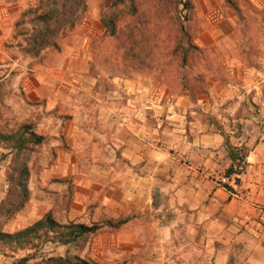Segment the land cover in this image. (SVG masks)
Segmentation results:
<instances>
[{
	"label": "rangeland",
	"instance_id": "374dc122",
	"mask_svg": "<svg viewBox=\"0 0 264 264\" xmlns=\"http://www.w3.org/2000/svg\"><path fill=\"white\" fill-rule=\"evenodd\" d=\"M24 1L25 10L39 4V0ZM137 1L143 5L139 4L137 16H132L128 6L113 9L112 0H85L81 19L57 40L58 49H45L37 56L27 55L21 50L24 41L19 35L13 38L8 50L16 65L11 81L6 85L0 83L1 125L5 131H12L22 123L32 122L46 141L31 157L28 202L11 218L0 217V229L9 233L17 231L48 212L63 224L73 221L103 226L85 242L80 240L70 246L45 244L35 253L32 262L41 257L70 255L110 264L106 263L110 260L108 236L117 230L110 229L109 220L157 219L154 211L151 214L131 211L110 219L109 212L101 210L99 197L81 185L87 165L83 154L91 149L86 147L87 137L89 140L96 132L95 108L117 102L124 104L127 98L124 87L131 84L135 93L150 97L160 92L162 101L165 97L168 99L162 126L169 128L170 118L177 121L181 117L189 122L193 117L204 118V100L217 85L242 86L241 77L255 70V75L262 74L264 78L261 67L264 63V0H192V11L183 25L197 50L191 52L185 64L176 55L165 54L176 36L169 20L171 12L162 11L157 15L148 0ZM113 12L118 14L117 33L110 35L102 19L108 20ZM130 22L138 23L139 30L134 32V39L139 40L136 45L127 38ZM33 75L38 82L32 81ZM33 87L43 95L42 99H35ZM15 91L35 110L30 113L11 110L8 103L13 100ZM68 95L69 99L64 98ZM181 97H186L188 104L185 110L178 112L175 109ZM48 98H53L54 107L47 110ZM249 99L250 106H264V83L260 84L257 103ZM63 106L69 108L67 113H62ZM86 110L91 120L89 125L85 120ZM67 124H84L77 133L72 132L74 127H71V132L76 134L74 141H67L62 134ZM6 165L7 161L0 159L4 174ZM6 188L5 177V192ZM138 229L147 230L141 226ZM32 253L34 250H21L5 257L13 258V263ZM99 258L102 262L97 260Z\"/></svg>",
	"mask_w": 264,
	"mask_h": 264
},
{
	"label": "crops",
	"instance_id": "0c3cea01",
	"mask_svg": "<svg viewBox=\"0 0 264 264\" xmlns=\"http://www.w3.org/2000/svg\"><path fill=\"white\" fill-rule=\"evenodd\" d=\"M25 8L24 0H0L4 85L13 76L16 64L8 50ZM255 72L241 77L242 86L223 83L211 90L204 100V118L193 117L190 122L170 118L169 128L162 126L168 99L162 101L160 92L150 97L135 93L131 84L124 87V104L95 108L96 132L87 137L86 147L91 149L83 154L87 165L81 185L99 197L100 208L109 212L110 219L131 211L157 215V219H128L109 235L106 263L264 264V106L247 104L249 98L257 103L264 83L262 74ZM31 78L38 82L36 75ZM32 89L36 100L43 98ZM187 104L188 99L181 97L175 110H185ZM53 105V98H48L47 110ZM8 106L15 113L35 110L18 91ZM67 109L63 106L62 113ZM82 125L67 124L62 129L65 139L74 141L72 132ZM227 143L246 152L240 175L224 176L231 164ZM4 195L5 174L0 167V201ZM140 226L147 230H139ZM12 260L0 254V264Z\"/></svg>",
	"mask_w": 264,
	"mask_h": 264
},
{
	"label": "trees",
	"instance_id": "16d2710c",
	"mask_svg": "<svg viewBox=\"0 0 264 264\" xmlns=\"http://www.w3.org/2000/svg\"><path fill=\"white\" fill-rule=\"evenodd\" d=\"M226 1L230 2V0ZM84 2L85 0H39L36 7H30L23 11L15 24L13 35L14 39L19 35L23 37L22 52L30 56H37L45 49H58L57 40L81 19ZM147 2L151 4L154 14L171 12L169 20L174 25L176 36H174L173 45L168 46L165 54L166 56L176 55L179 61L185 64L191 52L197 50L183 25V22L189 19L192 11V0H148ZM139 4L143 5L137 0H112L113 9L128 6L131 8L132 16H137ZM142 11L144 13V10ZM117 16L118 14L113 12L108 20L102 19L103 25L110 35L117 33ZM26 18H28L27 21ZM128 26L130 35L127 38L132 39L130 43L136 45L139 40L134 39L136 37L134 32L139 30L138 23L130 22ZM142 41L144 42V40ZM45 141L46 137L36 131L32 122L22 123L12 131H5L0 122V159L7 161L5 167L7 188L0 201L1 218H11L28 202L31 157ZM226 147L231 164L224 176L240 175L246 152L242 147L232 146L228 143ZM222 186L233 193V189L227 184H222ZM127 221L128 218L109 220L108 226L111 227V230H118ZM102 228L103 226L98 224L88 226L73 221L63 224L57 222L48 212L32 224L17 231L9 233L0 229V254L13 256L17 251L34 250V253L20 257L12 264H98L88 258L70 255L41 257L36 262L32 261L35 260V253L45 244L70 246L80 240L85 242L97 235Z\"/></svg>",
	"mask_w": 264,
	"mask_h": 264
}]
</instances>
